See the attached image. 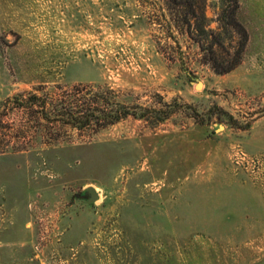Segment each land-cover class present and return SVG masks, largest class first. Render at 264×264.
Listing matches in <instances>:
<instances>
[{"label": "rangeland", "instance_id": "obj_1", "mask_svg": "<svg viewBox=\"0 0 264 264\" xmlns=\"http://www.w3.org/2000/svg\"><path fill=\"white\" fill-rule=\"evenodd\" d=\"M0 264H264V0H0Z\"/></svg>", "mask_w": 264, "mask_h": 264}, {"label": "trees", "instance_id": "obj_2", "mask_svg": "<svg viewBox=\"0 0 264 264\" xmlns=\"http://www.w3.org/2000/svg\"><path fill=\"white\" fill-rule=\"evenodd\" d=\"M170 1H175V2L177 1V3H179V0H170ZM180 1H182V0H180ZM230 23L237 28L238 32L241 35V39L239 42V46L236 50V55H235L236 57H235L233 62H231L228 66H226L222 69H218V68H216V66H213L215 71L217 73H221V74L232 70L236 65H238L240 63L241 55H242V52L244 50V47H245L247 39H248L247 31L244 28V26L242 24H240L236 20V18L234 17V11H233V14H231V22ZM32 97H35V96H32ZM89 111H90L89 113L85 114L84 116H80V117L73 116L72 113L69 114L68 112L66 113V115L70 119L71 123H78L80 125H84L91 120L90 117L94 116L95 112H98V116H94L95 120H97V123H100V121L102 120V121H104L102 125H106V124H112V123L120 120L121 118H123L129 114V111L127 110V108L121 104L118 105V107L115 109V111L112 110V111H108V112H103V110L102 109L100 110L99 108L89 110ZM101 112H102V115L100 114ZM100 115H101V118H100Z\"/></svg>", "mask_w": 264, "mask_h": 264}, {"label": "water", "instance_id": "obj_3", "mask_svg": "<svg viewBox=\"0 0 264 264\" xmlns=\"http://www.w3.org/2000/svg\"><path fill=\"white\" fill-rule=\"evenodd\" d=\"M198 86H201V82L196 83L197 88H198ZM86 194L89 195V198L87 199L88 203H91L98 198V194L93 187H87L86 188Z\"/></svg>", "mask_w": 264, "mask_h": 264}, {"label": "flooded vegetation", "instance_id": "obj_4", "mask_svg": "<svg viewBox=\"0 0 264 264\" xmlns=\"http://www.w3.org/2000/svg\"><path fill=\"white\" fill-rule=\"evenodd\" d=\"M85 197H86V200L89 198V195L86 194V190H85Z\"/></svg>", "mask_w": 264, "mask_h": 264}, {"label": "bare ground", "instance_id": "obj_5", "mask_svg": "<svg viewBox=\"0 0 264 264\" xmlns=\"http://www.w3.org/2000/svg\"><path fill=\"white\" fill-rule=\"evenodd\" d=\"M201 86H198V88H200Z\"/></svg>", "mask_w": 264, "mask_h": 264}]
</instances>
